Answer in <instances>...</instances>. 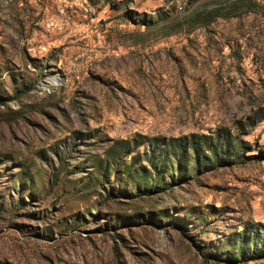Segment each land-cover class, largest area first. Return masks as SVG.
Wrapping results in <instances>:
<instances>
[{
    "label": "rangeland",
    "instance_id": "rangeland-1",
    "mask_svg": "<svg viewBox=\"0 0 264 264\" xmlns=\"http://www.w3.org/2000/svg\"><path fill=\"white\" fill-rule=\"evenodd\" d=\"M260 110L264 0H0V264H264Z\"/></svg>",
    "mask_w": 264,
    "mask_h": 264
},
{
    "label": "trees",
    "instance_id": "trees-1",
    "mask_svg": "<svg viewBox=\"0 0 264 264\" xmlns=\"http://www.w3.org/2000/svg\"><path fill=\"white\" fill-rule=\"evenodd\" d=\"M264 118V111L260 110L259 114H257V116H248L247 117V123L249 126H253L255 125L258 121L262 120ZM200 138H206V135L205 134H202L201 136H198V139ZM192 140L195 139V136H192L191 138ZM211 145V144H209ZM195 145L193 146V148L195 149ZM263 231H264V228H263ZM254 254H252V256L256 257V256H260L261 254L264 255V235H263V238H262V243H261V247L257 250H255V252H253ZM251 256V257H252Z\"/></svg>",
    "mask_w": 264,
    "mask_h": 264
},
{
    "label": "bare ground",
    "instance_id": "bare-ground-1",
    "mask_svg": "<svg viewBox=\"0 0 264 264\" xmlns=\"http://www.w3.org/2000/svg\"><path fill=\"white\" fill-rule=\"evenodd\" d=\"M54 86V84H51V83H49L48 85H47V87H49V88H52Z\"/></svg>",
    "mask_w": 264,
    "mask_h": 264
}]
</instances>
